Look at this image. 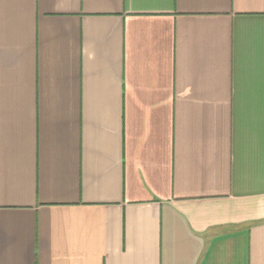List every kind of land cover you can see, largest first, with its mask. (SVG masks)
I'll use <instances>...</instances> for the list:
<instances>
[{
  "label": "crops",
  "instance_id": "1",
  "mask_svg": "<svg viewBox=\"0 0 264 264\" xmlns=\"http://www.w3.org/2000/svg\"><path fill=\"white\" fill-rule=\"evenodd\" d=\"M0 264H264V0H0Z\"/></svg>",
  "mask_w": 264,
  "mask_h": 264
}]
</instances>
